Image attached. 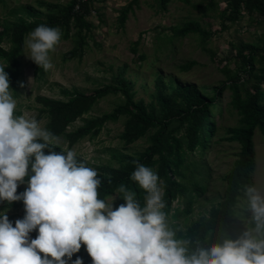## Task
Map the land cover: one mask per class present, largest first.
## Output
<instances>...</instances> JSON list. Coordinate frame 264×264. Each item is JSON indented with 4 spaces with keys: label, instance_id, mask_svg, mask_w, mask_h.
<instances>
[{
    "label": "rangeland",
    "instance_id": "1",
    "mask_svg": "<svg viewBox=\"0 0 264 264\" xmlns=\"http://www.w3.org/2000/svg\"><path fill=\"white\" fill-rule=\"evenodd\" d=\"M70 2L0 0V31L6 22L14 21L12 12L21 6L30 5L42 13L51 14V4L65 8ZM241 8L239 20L233 22L228 19L232 9L227 0H171L166 7L157 0H93L91 12L86 17L92 27L81 32L82 40L78 27H58L61 40L49 54L52 68L43 76H34V62L25 56L24 44L19 58L22 75L17 88L10 90L17 103L15 115L35 118L42 128L50 131V115L41 112L44 107L39 99L67 102L69 97L64 91L77 90L91 95L104 88H115L100 98L87 114L68 126L67 131L72 132L85 121L101 118L123 106L122 82L129 88L135 102L142 101L148 108L155 109L160 107V82L165 94H170L176 83L195 84L209 97L215 96L216 90L225 85L215 105L209 108L217 129L205 150L199 148L189 155L187 166L181 169L185 176L181 182L186 193L172 201L168 212L170 227L182 229L177 234L184 233L192 224L208 220L211 209L222 202L225 177L241 151L239 143L227 141L231 136L229 130L246 128L235 102L249 103L257 87L264 91V20ZM124 12L126 19L122 22ZM188 23H195L201 31L178 36L177 30ZM0 45L10 48L8 40ZM251 53L255 55L253 66L249 67L242 57ZM188 64L192 65L187 70ZM0 66H5L2 59ZM174 120L171 129L176 130L174 135L177 138L184 140L185 127L179 128L178 118ZM130 131L129 118L121 114L117 121L102 125L93 138L84 137L70 146L64 136H59L51 145L65 152L74 151L78 160L96 171L107 165L120 168L113 156L141 155L150 147L154 132L128 142L124 136ZM253 143L254 169L249 180L251 185L264 192V135L259 127L254 131ZM150 168L158 173V165ZM19 187L25 191L27 182ZM105 202L113 203V209L119 207L118 193L107 197ZM187 209L188 213L185 212ZM235 211H238L236 207ZM24 214L23 208H5L0 204V216L7 215L13 226ZM232 218L234 223L230 231L237 238L245 230L247 221L235 213ZM34 231L38 235V231Z\"/></svg>",
    "mask_w": 264,
    "mask_h": 264
},
{
    "label": "clouds",
    "instance_id": "2",
    "mask_svg": "<svg viewBox=\"0 0 264 264\" xmlns=\"http://www.w3.org/2000/svg\"><path fill=\"white\" fill-rule=\"evenodd\" d=\"M61 35L59 28L37 26L24 41L25 56L51 69L49 53ZM16 108L0 66V201H22L25 212L15 226L0 216V264H68L82 245L92 264H264V192L255 185H244L235 205V215L247 221L245 230L235 239L225 232L209 247L197 240L190 250L193 241L178 238L182 229L168 223L163 181L151 168L133 161L130 177L147 193L145 206L121 184L117 191L125 203L113 209L99 198L98 172L74 151L51 150L54 134L35 118L16 116ZM29 167L27 187L17 194ZM34 230L38 235L31 239Z\"/></svg>",
    "mask_w": 264,
    "mask_h": 264
},
{
    "label": "trees",
    "instance_id": "3",
    "mask_svg": "<svg viewBox=\"0 0 264 264\" xmlns=\"http://www.w3.org/2000/svg\"><path fill=\"white\" fill-rule=\"evenodd\" d=\"M138 2V0H134ZM162 7H166L171 0H157ZM232 12L228 19L235 22L240 18L243 7L248 12H254L258 17L264 20V0H227ZM93 0H71L65 8H60L58 4H51L50 10L55 13L45 14L40 10L24 5L12 12L14 21L3 27L0 31V42L8 40L9 49L0 45V59L5 63V72L9 76L10 90L16 89L22 75L20 56L24 51V41L28 34L37 26L43 24L49 27L58 28L64 26L69 29L72 25L79 28L81 40L84 36L81 32H86L92 27L86 20L92 9ZM56 10V11H55ZM58 12V13H57ZM126 19V12L123 13L122 22ZM261 20V21H263ZM200 28L195 23H188L183 28L177 30L178 36H186L190 33L200 32ZM51 53V52H50ZM49 53V54H50ZM254 53L243 56L244 64L253 66ZM192 64H188L185 69H189ZM34 76H43L45 70L39 68L33 63ZM264 81V76H262ZM122 84V93L125 97L123 106L117 107L110 114H105L101 118H94L85 121L75 131L68 132L67 128L77 119L87 114L96 102L115 91V88H104L95 91L94 94L85 95L77 90L73 92L64 91L69 99L67 102L56 101L47 98L39 99L44 107L41 112H47L50 115V132L55 137L64 136L69 145L72 146L84 137H95L100 127L106 122H115L121 114L129 118L131 131L124 136L130 142L147 136L154 131L150 137V147L137 157L125 156L122 154L114 155L113 158L119 163L120 168L104 166L97 170L101 185L98 189L99 198L105 200L114 193H118L119 204H124L123 193L118 192V188L123 184L128 190L136 194V199L141 207L145 206V196L147 193L139 185L131 180V174L136 169V161L146 167L158 165V176L163 179L164 201L166 203L163 211L168 216L172 201L186 193V188L182 184L184 172L181 169L187 165V159L190 154L197 149L205 150L208 147L209 139L217 129L216 122L209 112V108L215 105L217 98L225 89V85L216 90L215 96L209 97L195 84L182 85L176 83L171 87V93H163V83L159 84V105L160 107L148 108L142 101L135 102L133 96L129 93V88L124 82ZM264 91L257 87L255 94L249 103L235 102L234 106L238 108L243 115V121L246 128H233L229 130L230 137L227 141L237 142L241 145V151L233 164V168L226 175V189L222 196V202L210 211V218L204 222L192 224L186 232H179L178 238H186L193 241L190 250L195 248V241L199 240L204 247H209L213 243L221 242L222 235L227 232L230 238H234L230 231V226L234 223L232 215L236 212L235 205L237 197L243 196L241 189L244 185H251L249 175L254 169V143L253 136L256 127H259L264 135ZM175 111H177L175 113ZM178 118L179 128L185 127V138H177L174 134L175 129H171L174 119ZM186 123V126H185ZM50 149L56 152H66L58 146L50 145ZM49 149H45L47 154ZM157 156V159L154 158ZM29 170L30 167H29ZM25 177L27 182L30 178ZM176 177V178H174ZM196 191V189H194ZM202 191L201 188H199ZM24 192L20 187L17 194ZM5 208H23L22 201L8 203L0 201ZM190 206V202L188 207ZM185 212H189L187 209ZM25 215V214H24ZM24 216H22L23 218ZM21 218V219H22ZM35 231L30 233V238H36ZM77 257L83 260V264H92L91 257L86 252V247L82 245L80 251L73 255L69 264H72Z\"/></svg>",
    "mask_w": 264,
    "mask_h": 264
},
{
    "label": "built area",
    "instance_id": "4",
    "mask_svg": "<svg viewBox=\"0 0 264 264\" xmlns=\"http://www.w3.org/2000/svg\"><path fill=\"white\" fill-rule=\"evenodd\" d=\"M81 1H85V0H81Z\"/></svg>",
    "mask_w": 264,
    "mask_h": 264
}]
</instances>
